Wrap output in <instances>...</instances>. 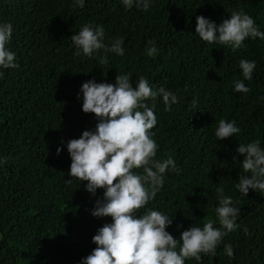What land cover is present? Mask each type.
<instances>
[{
    "label": "trees",
    "instance_id": "obj_1",
    "mask_svg": "<svg viewBox=\"0 0 264 264\" xmlns=\"http://www.w3.org/2000/svg\"><path fill=\"white\" fill-rule=\"evenodd\" d=\"M241 9L264 31V0H153L147 10L124 9L119 0H85L83 8L72 0H0V23L12 26L7 47L17 65L0 69V156L6 157L0 164V264H78L95 248L91 237L110 222L90 214L102 189L93 196L85 182H66L70 157L63 144L96 123L81 110V83H114L121 73L133 86L143 76L178 97L170 111L157 98L150 131L155 159L173 158L180 172L166 171L163 186L137 215L148 209L173 216L166 231L174 238L209 219L218 226L213 209L223 189L240 209L238 227L221 238L215 255L201 254L199 264H264V194L249 190L245 196L234 187L242 159L237 145L259 139L264 147V40L246 38L232 51L194 33L197 15L219 23ZM85 23L104 28L106 45L122 38L125 54L74 56L71 35ZM149 40L158 48L154 58L145 55ZM240 59L256 62L250 81L243 80ZM236 80L250 91L234 92ZM220 119L234 121L240 133L216 140Z\"/></svg>",
    "mask_w": 264,
    "mask_h": 264
},
{
    "label": "clouds",
    "instance_id": "obj_2",
    "mask_svg": "<svg viewBox=\"0 0 264 264\" xmlns=\"http://www.w3.org/2000/svg\"><path fill=\"white\" fill-rule=\"evenodd\" d=\"M85 0H72L77 8L84 7ZM124 9L133 6L147 10L153 0H119ZM194 33L204 42L229 46L232 51L242 47L247 39L264 40L254 19L242 9L234 10L219 23L197 15ZM12 26L0 23V69L15 68V53L7 47L11 40ZM104 28L91 23L83 24L71 35L73 55L92 58L103 50L119 56L125 54L122 38L105 44ZM145 55L155 57L158 48L154 41H148ZM100 64L106 63L103 56L96 57ZM256 67L254 60H239L243 80L253 78ZM243 80L234 81V92L250 91ZM159 97L165 111L178 102V97L163 86L153 88L141 76L132 85L130 75L115 76L114 83L96 82L89 79L81 83L78 98L81 110L94 114L96 120L92 129L83 130L78 138L67 140L63 147L70 157L68 169L71 178L85 182L83 187L95 196L102 189L100 197L94 200L90 214L93 217H110L91 237L95 248L82 257L78 264H184L194 259L197 264L201 254L215 255L221 238L235 231L236 218L240 209L233 205L232 197L225 196L223 189H217V205L214 207L215 222L209 219L201 226H189L174 238L166 227L172 224V217L158 210L146 209L137 215V210L155 197L164 183V174L180 169L173 158L155 159L157 144L150 131L156 125L154 108ZM150 101V103H149ZM234 121L220 119L214 130L217 139H224L240 133ZM61 148H56L59 154ZM242 156L239 160L240 175L235 189L242 195L249 190L264 194V147L259 139L240 143L235 149ZM236 162V157H232ZM6 157L0 156V164ZM141 171H135V170ZM224 252L232 256L230 245H224Z\"/></svg>",
    "mask_w": 264,
    "mask_h": 264
}]
</instances>
